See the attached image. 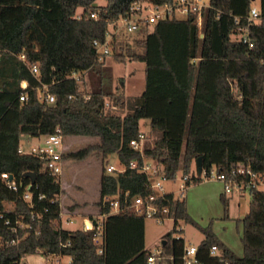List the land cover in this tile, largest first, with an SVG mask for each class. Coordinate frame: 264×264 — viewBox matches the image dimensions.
Returning <instances> with one entry per match:
<instances>
[{
	"label": "trees",
	"instance_id": "obj_1",
	"mask_svg": "<svg viewBox=\"0 0 264 264\" xmlns=\"http://www.w3.org/2000/svg\"><path fill=\"white\" fill-rule=\"evenodd\" d=\"M18 1L22 7L18 15H0V264H20L23 256L37 252L70 257L59 264H150L146 218L124 202L126 191L130 197L153 193L148 177L129 167L132 160L143 161L141 153L129 146L141 131L142 120L150 122L144 131V154L156 160L166 179H174L181 169L192 182L200 181L194 174L199 157L206 172L216 168L229 175L243 167L264 176V24L250 23L251 49L235 37L248 22L253 0H209L202 28L191 14L142 26L133 37L120 32L103 61L96 59L93 42L105 40L109 23L126 15L135 2L175 0ZM260 9L264 14V0ZM93 11L96 19L90 17ZM110 56L119 63H145L140 95L125 102L115 94L112 67L106 65ZM34 64L36 75L30 70ZM84 71L80 81L69 77ZM44 85L54 102L40 100ZM22 94L26 99L20 100ZM106 101L116 107L126 104L127 113L107 112ZM57 132L99 139L63 153V160H83L93 152L105 159L116 153L125 167L105 171L100 179L102 252L91 232L57 225L60 177L50 174L39 157L19 152L22 136L43 138ZM149 134L154 135L152 146ZM4 173L16 180L17 191L7 188ZM26 192L30 201L23 197ZM249 194V211L238 220L243 227L241 257L188 215L184 199L175 200L173 231L184 220L204 234L197 245V264H264V195L255 189ZM115 195L120 200L117 212L103 201ZM222 200L228 204L225 195ZM5 202L13 209L6 210ZM173 202L172 193L157 200L159 206ZM166 237L160 255L164 258L156 264H183L184 239ZM212 245H217L218 254L210 253Z\"/></svg>",
	"mask_w": 264,
	"mask_h": 264
},
{
	"label": "rangeland",
	"instance_id": "obj_2",
	"mask_svg": "<svg viewBox=\"0 0 264 264\" xmlns=\"http://www.w3.org/2000/svg\"><path fill=\"white\" fill-rule=\"evenodd\" d=\"M209 2V0H205ZM104 4L103 0L99 1ZM256 6H260V0H253ZM22 11L18 0H0V15L15 16ZM79 8L77 13H81ZM184 18V15H178ZM144 34V32H139ZM137 35L133 33L131 37ZM106 65L112 67V90L116 95L121 96L126 102L128 99L140 95L145 88V63L129 61L126 63L117 62L112 56L107 58ZM108 102L111 105V102ZM106 106V111L115 112L121 116L128 111L127 105L118 106L113 110ZM150 122L145 119L141 121V130L148 131ZM153 134H149L148 144H153ZM42 142V138H31L22 136L21 147L29 150L31 146H36ZM98 138L69 136L64 137L65 150L78 151L88 145L98 143ZM112 164L117 169L122 168V164L116 153L103 158L102 154L93 152L83 160H63V171L60 176V185L63 192L60 194L61 211H69L74 217L67 225L66 215L60 217L57 223L60 227L75 228L81 226L82 216L97 217L99 214L100 201V179L106 171V166ZM184 173L180 169L174 179H166L162 175L152 178V182H159L165 193H172L175 197L180 196V188L186 185L183 199L186 204L188 215L202 228H206L214 235L218 242L227 246L239 257L243 256L244 250L241 242L242 223H238L249 211L251 197L248 191L242 192L234 189L225 194L224 185L216 179H202L189 184L183 180ZM155 192L161 195L163 192L155 187ZM225 195L228 204L222 200ZM13 204L5 202L6 210H12ZM174 220L165 219L162 223H157L153 219H145V247L151 252L161 250V245L168 234L171 238H183L186 245H198L204 238L203 232L196 226L179 220L177 231H173ZM182 230V231H180ZM162 257V256H161ZM161 258L160 261L163 260ZM60 261V262H59ZM68 261L67 256H56L54 254L25 255L21 258L20 264H59Z\"/></svg>",
	"mask_w": 264,
	"mask_h": 264
},
{
	"label": "built area",
	"instance_id": "obj_3",
	"mask_svg": "<svg viewBox=\"0 0 264 264\" xmlns=\"http://www.w3.org/2000/svg\"><path fill=\"white\" fill-rule=\"evenodd\" d=\"M210 7V3L205 0H175L167 4H156L150 1H140L133 3L128 13L118 20L108 24V29L106 32V38L103 42L95 40L93 42L96 48V59L98 61H103L105 57L110 53L112 48V43L115 36L120 33H134L139 30L142 26L154 25L160 21H164L171 18H179L178 15H184V18L191 14L196 16L198 26L202 28L204 22V12ZM90 17L97 18L98 13L93 11L90 13ZM247 24L239 29V32L235 37L244 44H247L251 49L254 47V42L250 36L249 25L251 22L264 24V14L262 13L260 6H256L252 3L250 8V13L247 16ZM237 22V20H236ZM203 34V33H201ZM21 60L25 61V56L22 54L20 56ZM30 70L33 74L38 73L37 65H32ZM84 72H72L69 77L76 79L78 81L86 74ZM23 87L27 86L26 82H23ZM47 85L43 86V90L40 92V100H45L47 102H54L55 98L50 93H46L45 90ZM88 98V97H86ZM26 99L25 94L20 96V100ZM108 102L106 106H108ZM111 109L115 110L117 107L115 105H109ZM129 146L139 151L143 157L142 163L137 160H132L129 163V167L132 169H137L140 173L145 174L148 177V183L153 190V193L148 196L134 195L130 197V192L126 191L124 193L125 207L132 210L137 215L143 216L144 218H150L157 223H162L165 219L175 218V200L179 198L183 199L184 192L186 190V185L183 184L180 188V196H174V202L172 206H159L157 204L158 198L165 196L168 193L164 192L163 186L159 183H153L152 178L157 175H162L165 178L163 169L156 160L146 157L144 150L146 148V134L144 131H140L138 136L132 139ZM65 150L64 137L60 133L50 134L42 138V142L36 146H31L29 150H24L20 147L19 152L25 154H32L39 157L44 161L45 168L50 174L61 176L63 171V152ZM125 167L122 165L121 169H117L114 165L109 164L106 166L107 173H113L115 171H124ZM195 176L197 179H216L223 183L225 194L232 192L234 189H239L242 192L250 191L251 189L258 190L264 195V176L251 171L250 169H245L243 167L234 170L231 174L220 173L216 168H212L210 171H197L195 165ZM9 174L4 173L1 178L5 180L7 188L13 191L18 190V183L13 178L9 181ZM183 180L186 184L192 182L191 175L184 174ZM155 187L159 188L163 193L161 195L155 192ZM24 199L26 201L31 200V194L26 192L24 194ZM104 202H110L112 210L117 212L120 210V200L118 195L115 196H105ZM66 215L65 222L69 223L72 221L73 215L65 210L60 211V217ZM0 218H2V213L0 212ZM98 221L95 222L94 217H83L81 228L91 232L92 240L98 248L99 252H102L103 248V215H98ZM70 243L67 242V245ZM197 245H186L183 253V264H197L198 260L196 258ZM210 253L216 255L219 253L217 245H212L210 248ZM161 251L157 250L152 252L149 257L150 264H156L161 260Z\"/></svg>",
	"mask_w": 264,
	"mask_h": 264
},
{
	"label": "water",
	"instance_id": "obj_4",
	"mask_svg": "<svg viewBox=\"0 0 264 264\" xmlns=\"http://www.w3.org/2000/svg\"><path fill=\"white\" fill-rule=\"evenodd\" d=\"M200 36L203 37V34H201ZM202 160H203L202 157H199V158H197L196 161H195L196 168H197V171H198L199 173L202 171ZM33 176H34V174H33ZM12 180H13V176L10 175V176H9V181H12ZM165 244H166V240L163 241V245H165Z\"/></svg>",
	"mask_w": 264,
	"mask_h": 264
},
{
	"label": "crops",
	"instance_id": "obj_5",
	"mask_svg": "<svg viewBox=\"0 0 264 264\" xmlns=\"http://www.w3.org/2000/svg\"><path fill=\"white\" fill-rule=\"evenodd\" d=\"M73 217H74V216H73ZM73 217H72V218H73ZM83 217H88V216H82V218H83ZM81 223H82V221H81ZM65 224L67 225L68 223L65 222ZM81 225H82V224H81ZM63 228H67V229H76V228H81V226H77V227H75V228H68V227H65V226H64ZM67 257H68V256H67ZM69 261H70V257H68V261L65 262V263H68ZM59 262H60V261H59Z\"/></svg>",
	"mask_w": 264,
	"mask_h": 264
}]
</instances>
